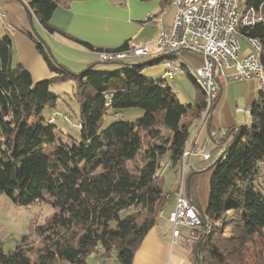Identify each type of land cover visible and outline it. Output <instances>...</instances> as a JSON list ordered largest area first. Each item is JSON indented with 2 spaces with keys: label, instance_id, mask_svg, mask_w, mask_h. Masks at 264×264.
Instances as JSON below:
<instances>
[{
  "label": "trees",
  "instance_id": "trees-1",
  "mask_svg": "<svg viewBox=\"0 0 264 264\" xmlns=\"http://www.w3.org/2000/svg\"><path fill=\"white\" fill-rule=\"evenodd\" d=\"M22 1L51 35L97 53L129 47L125 42L118 49H98L54 27L51 19L60 0ZM158 1L165 8L174 0ZM251 4L263 5L264 16V0ZM239 34L260 42L264 67V22ZM27 36L54 76L34 82L25 66L14 63L9 35H0V196L20 206L49 198L56 212L36 228L40 245H28L25 236L5 253L0 241V264H88L92 254L133 264L171 195L159 181L161 161L167 157L173 169L181 166L190 129L206 110V96L188 72L197 99L182 103L165 79L144 74L156 61L73 74L55 63L41 41ZM69 83L79 107L74 125L79 138L59 130L53 113L41 117L47 107L58 109L60 96L50 89ZM129 109L142 110L143 117L103 128L110 111L121 119L119 111ZM249 114V126L239 130L240 138L212 168L202 226L193 230L199 264H264V87ZM138 157L141 164L131 170Z\"/></svg>",
  "mask_w": 264,
  "mask_h": 264
},
{
  "label": "crops",
  "instance_id": "crops-1",
  "mask_svg": "<svg viewBox=\"0 0 264 264\" xmlns=\"http://www.w3.org/2000/svg\"><path fill=\"white\" fill-rule=\"evenodd\" d=\"M0 7L8 13L7 22L14 27V31L9 34L1 26L5 34L0 35H9L12 40L14 63H21L25 66L30 71L34 82L50 79L54 74L50 72L34 41L27 36V33L43 43L44 50L58 66L73 74L78 75L91 68L109 70V67L100 62L97 52L86 50L63 36L46 32L24 1L0 0ZM168 7L161 8L158 0L150 2L60 0L52 16L51 24L64 33L86 41L98 49H118L125 42L146 46L157 32L159 34L161 30V28L159 30V25L160 27L167 26L164 23H167L168 14H165V10ZM173 7L176 16L177 9L174 5ZM149 15L154 16V20L146 22ZM153 48L156 47L151 46L152 57L145 60L135 59L131 63L138 65L156 61L154 65H149L144 69V74L148 78L165 79V63L169 58L168 55L173 53L160 49L153 50ZM241 49L245 54L250 51L251 47L247 41L241 40ZM173 58L177 65L181 66L185 63L192 70L203 65L201 56L187 51H180L174 54ZM161 64H163V69L158 66ZM178 73L179 71L176 75ZM186 74L188 76L187 70ZM231 74L232 71L225 72L226 79L222 80L219 97L207 121H197L192 125L187 146L189 150H192V156L188 158L189 167L186 169L185 179L183 180L182 177L181 168L183 166L177 168L179 176H173L172 173L169 175L170 178L172 176L174 178L168 192L171 195L161 210L156 225L136 251L133 264H199L193 229L181 226L180 236L176 238L173 236L175 226L169 218L175 210L174 194L182 185L186 196L195 203L199 214L205 212L209 201L208 191L210 195L214 164L221 159L229 143L238 139L239 130L250 124L248 113L259 98L261 85L255 80L232 81L227 78ZM137 112L131 111L127 115L137 116L139 114ZM208 140L211 143H208ZM206 145L207 149L204 150ZM204 152L210 154V159H204ZM170 168L173 169L171 165ZM105 262L108 261L105 260Z\"/></svg>",
  "mask_w": 264,
  "mask_h": 264
},
{
  "label": "built area",
  "instance_id": "built-area-1",
  "mask_svg": "<svg viewBox=\"0 0 264 264\" xmlns=\"http://www.w3.org/2000/svg\"><path fill=\"white\" fill-rule=\"evenodd\" d=\"M242 0H174L173 5L177 13L172 25L161 26L155 46L160 50L171 52L165 63V73H170L174 79L177 71H171V63H176L174 54L187 51L201 56L202 67L195 69L209 88L208 115H211L212 107L220 93L221 83L226 79L225 72L232 71L227 78L232 81L255 80L260 85L264 81V73L256 65L257 43H249L251 49L242 53L241 41L236 35L231 34V20L237 16V9ZM154 20L149 15L146 22ZM8 13L0 7V26L7 32H13L14 27L7 22ZM261 23L258 14H248V23L245 27L255 26ZM151 46H137L129 44L126 53L110 52V56L99 55L100 62L131 63L139 58L152 57ZM208 143H211L208 140ZM207 149V145L204 150ZM190 156L192 150L190 149ZM205 160L210 159V154L203 153ZM189 167V159L186 162L185 172ZM182 180V184H183ZM183 186V185H182ZM174 194L175 210L171 213L169 221L175 226L173 236H180V227L197 229L202 226V219L195 203L189 199L183 187Z\"/></svg>",
  "mask_w": 264,
  "mask_h": 264
},
{
  "label": "rangeland",
  "instance_id": "rangeland-1",
  "mask_svg": "<svg viewBox=\"0 0 264 264\" xmlns=\"http://www.w3.org/2000/svg\"><path fill=\"white\" fill-rule=\"evenodd\" d=\"M119 2V0H115ZM2 8V7H1ZM165 14H168V19L166 20L167 26L173 24V19L175 16V8L173 5L169 6L165 10ZM147 19V18H146ZM159 25V30H160ZM158 30V31H159ZM9 33V32H8ZM160 33V32H159ZM0 34H5L3 28L0 26ZM10 34V33H9ZM159 38L158 32L148 43V46L153 45L157 42ZM244 42V40H243ZM159 50V48H153ZM100 53H98L99 56ZM147 59V58H141ZM102 63V62H101ZM163 69V64L158 65ZM179 66V65H178ZM109 67V70H115L114 65H106ZM169 83L178 99L184 104H192L197 99V88L193 84V81L186 74V69H182L176 75L174 79H165ZM263 88V86H261ZM50 91L60 96L58 100V111L54 112L51 108L47 107L42 113V118L49 119L53 113L52 119L54 122H57L59 130H61L66 135H69L74 138H79L80 130L74 125H78V112L79 107L73 97V84L69 83L64 86H53ZM241 106V105H239ZM52 110V111H51ZM131 111H138L137 116L127 115ZM205 112H207V107ZM205 112L200 120L201 122L205 119ZM117 112L110 111L108 116L105 117L103 121V128H106L117 121L125 122H135L138 119L143 117V111L139 109H129L126 111H119L122 118L119 119L116 116ZM188 120V117H184V122ZM32 119V123H34ZM165 133V131H163ZM148 143V142H147ZM135 164H141V157H138L135 163H130L129 167L131 170L134 169ZM183 166V163L180 167ZM182 169V174L184 173V167ZM181 171V170H180ZM159 181L163 186L164 193L167 194L170 190L171 185L173 184V176H179V172L170 168L169 159L167 157L163 158L161 161V168L159 171ZM173 174L170 178L169 175ZM183 177V175H182ZM203 196V195H202ZM209 196V191H208ZM56 209L52 206L51 200L47 198V201H41L34 203L30 206H20L14 204L7 196H0V241L3 244V249L5 253L13 251L19 244L22 243L23 237L27 236L29 238L28 245L38 246L40 245V240L37 238L36 228L39 226L45 225L55 214ZM88 264H119L116 258L110 259L108 262H105L101 257H98L96 254H92L87 258ZM63 264H70L68 262H63Z\"/></svg>",
  "mask_w": 264,
  "mask_h": 264
},
{
  "label": "bare ground",
  "instance_id": "bare-ground-1",
  "mask_svg": "<svg viewBox=\"0 0 264 264\" xmlns=\"http://www.w3.org/2000/svg\"><path fill=\"white\" fill-rule=\"evenodd\" d=\"M251 1L252 0H242L240 5L238 6L236 18L231 20V34L236 35V38H238V40L240 41L244 39H242V37L240 36L239 29L245 28V25L248 23V14L250 13V11L251 14L259 15V18L261 19V23L264 22V16L262 11L263 5L257 8L251 4ZM244 41H247L248 43H257L256 65H258L259 69H261L262 72L264 73V67L261 61V54H260L262 52L261 50L262 47L260 42L258 40H253V39H246ZM119 53H126V50L121 51ZM99 55L110 56V52H101ZM182 69H186L188 72H190L193 75L197 84L202 88L206 96V103H207V112H205V118H206L208 115L209 88L207 87V84L204 82V80L201 78V75L195 70H192V68L188 64L184 63L183 65L178 66L176 63H171V71L178 72ZM164 78L172 79V75L170 73H165ZM261 86L264 87V81H262ZM203 121L205 122V119ZM189 155H190V150L186 148L183 158V167H185Z\"/></svg>",
  "mask_w": 264,
  "mask_h": 264
},
{
  "label": "water",
  "instance_id": "water-1",
  "mask_svg": "<svg viewBox=\"0 0 264 264\" xmlns=\"http://www.w3.org/2000/svg\"><path fill=\"white\" fill-rule=\"evenodd\" d=\"M102 63H104V62H102ZM104 65H114V66H127V65H134V63H119V62H111V63H104ZM137 65V64H136ZM92 69V68H91ZM261 88V87H260ZM222 157H224V154H223V156ZM221 157V158H222ZM205 229H206V227H205ZM198 257V256H197ZM198 261H199V259H198Z\"/></svg>",
  "mask_w": 264,
  "mask_h": 264
}]
</instances>
